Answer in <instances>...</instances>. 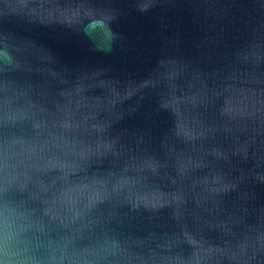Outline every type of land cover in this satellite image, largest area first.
Returning a JSON list of instances; mask_svg holds the SVG:
<instances>
[{
	"label": "water",
	"instance_id": "obj_1",
	"mask_svg": "<svg viewBox=\"0 0 264 264\" xmlns=\"http://www.w3.org/2000/svg\"><path fill=\"white\" fill-rule=\"evenodd\" d=\"M0 264H264V0H0Z\"/></svg>",
	"mask_w": 264,
	"mask_h": 264
},
{
	"label": "clouds",
	"instance_id": "obj_2",
	"mask_svg": "<svg viewBox=\"0 0 264 264\" xmlns=\"http://www.w3.org/2000/svg\"><path fill=\"white\" fill-rule=\"evenodd\" d=\"M97 28H104L109 36L114 40L115 33L112 31L110 27V21L103 17V16H92L88 19V22L83 25L82 30L86 36H88L91 39L92 32L95 31ZM111 44L104 49L101 50H108L110 49ZM5 241L7 243V238H5Z\"/></svg>",
	"mask_w": 264,
	"mask_h": 264
}]
</instances>
